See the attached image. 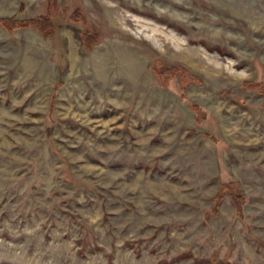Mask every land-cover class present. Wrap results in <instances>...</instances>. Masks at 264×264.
I'll use <instances>...</instances> for the list:
<instances>
[{
  "label": "rangeland",
  "instance_id": "1",
  "mask_svg": "<svg viewBox=\"0 0 264 264\" xmlns=\"http://www.w3.org/2000/svg\"><path fill=\"white\" fill-rule=\"evenodd\" d=\"M0 264H264V0H0Z\"/></svg>",
  "mask_w": 264,
  "mask_h": 264
},
{
  "label": "trees",
  "instance_id": "2",
  "mask_svg": "<svg viewBox=\"0 0 264 264\" xmlns=\"http://www.w3.org/2000/svg\"><path fill=\"white\" fill-rule=\"evenodd\" d=\"M35 22H37L38 23V21L37 20H29L28 22H27V24L28 23H35ZM26 25V24H25ZM44 25V24H43ZM235 196V195H234ZM233 196V197H234ZM238 196L236 195L234 198L239 202L240 200L237 198Z\"/></svg>",
  "mask_w": 264,
  "mask_h": 264
}]
</instances>
